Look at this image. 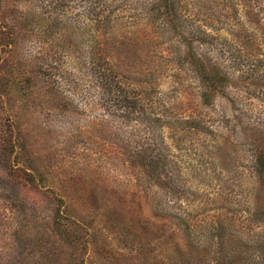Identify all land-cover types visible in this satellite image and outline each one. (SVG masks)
Instances as JSON below:
<instances>
[{"label": "rangeland", "instance_id": "obj_1", "mask_svg": "<svg viewBox=\"0 0 264 264\" xmlns=\"http://www.w3.org/2000/svg\"><path fill=\"white\" fill-rule=\"evenodd\" d=\"M257 148L264 0H0V264H264Z\"/></svg>", "mask_w": 264, "mask_h": 264}, {"label": "trees", "instance_id": "obj_2", "mask_svg": "<svg viewBox=\"0 0 264 264\" xmlns=\"http://www.w3.org/2000/svg\"><path fill=\"white\" fill-rule=\"evenodd\" d=\"M102 41V40H101ZM101 41H96L94 47H97L93 52L92 58L87 62L89 74L93 76L97 90H99L100 98L105 94V91L114 92L112 94V106L114 109L103 113V115L115 116L119 118L129 117L131 113H138L137 116L142 119L151 120V117L144 116L142 111L146 110L144 104L138 99H135L130 94L132 93L128 88L124 87L118 80V77L114 71L113 64L110 62V58L107 57L102 51ZM194 64L199 69L200 75L205 79L209 85L210 90L202 91L201 97L204 105H210L212 103L211 93L221 90L226 75L221 74L219 70H207L206 66L199 60L193 59ZM101 90V91H100ZM142 109L140 111V108ZM138 107V109H137ZM99 120L102 118H98ZM199 127H204V123H194ZM198 127V128H199ZM197 128V126H195ZM255 159L253 160V168L256 171V175L261 178L264 177V151L255 149ZM160 158V157H159ZM233 264V263H231Z\"/></svg>", "mask_w": 264, "mask_h": 264}]
</instances>
